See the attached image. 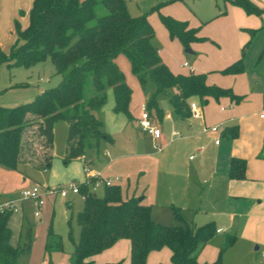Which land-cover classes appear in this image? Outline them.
<instances>
[{"label":"trees","instance_id":"16d2710c","mask_svg":"<svg viewBox=\"0 0 264 264\" xmlns=\"http://www.w3.org/2000/svg\"><path fill=\"white\" fill-rule=\"evenodd\" d=\"M230 2L247 14L263 13L250 0ZM159 18L169 37L177 39L184 48L203 39L185 21L165 15ZM15 26L16 43L8 55L0 50V63H6L10 70L30 69L49 60L61 78L30 101L0 105V166L7 169L24 163L39 170L50 168L53 127L59 119L66 121L68 127L66 161L85 155L87 150L97 151L101 141L110 140L103 121L95 113L101 110L107 91L111 90L113 112L130 117L132 90L115 62L120 54L127 57L141 86L153 85L146 103L150 114L152 109L160 111V97H165L173 112L182 118L190 116L188 103L193 98L201 104L221 96L235 102L241 98L230 89L207 84L204 73H173L152 43L155 32L147 15L131 16L125 0H32L28 25L22 28L15 22ZM242 71V57L223 69L224 73ZM10 77L12 80V73ZM25 85L28 82H10V87ZM244 170L245 161L233 157L228 175L240 179ZM80 193L84 195L82 209L76 216L80 235L70 264H95L91 257L119 239L130 241V264H146L147 255L163 247L171 251V264H198L194 252L217 231L212 221L200 226L189 223L175 206L171 207L172 223L158 222L140 196L123 198L117 184L105 186L103 195L98 196L82 183ZM11 215L8 211L0 213V264H18L30 252L29 228L22 246L11 245ZM233 242V237L226 236L217 258L202 264H221L224 250ZM44 249L48 255L62 250L60 237L51 230Z\"/></svg>","mask_w":264,"mask_h":264},{"label":"crops","instance_id":"0c3cea01","mask_svg":"<svg viewBox=\"0 0 264 264\" xmlns=\"http://www.w3.org/2000/svg\"><path fill=\"white\" fill-rule=\"evenodd\" d=\"M225 1L224 10H219L214 19L224 22V27L236 36L233 50L218 56L221 59L217 62L200 63L195 60L190 65L184 60L178 63V69H173L168 61H162L173 73H204L207 84L230 89L241 97L240 100L235 102L228 96H221L208 98L206 104H201L193 98L190 101L198 102L203 112L202 119H195L175 114L164 97L167 109L164 111L158 103L160 111L151 110L153 122L162 130L157 141L163 146L161 151H156L154 141L140 130L138 112L133 110L130 101V117L115 113L107 118L108 126L103 121V129L110 140L101 141L97 151L87 150L85 155L72 160L75 165L83 167V183L91 174L103 179L125 178L122 197L142 196L143 203L150 206L154 220H161L155 217V206L161 203L169 205L170 223L172 206L179 208L184 218L195 226L214 222L215 235L194 252L198 264L213 262L226 236L233 237L234 242L224 250L221 264H264L261 257L264 250V116L261 117L264 113V70H259V75L254 76L246 73L244 49L239 52L250 36L264 32V0H250L262 9L261 15L247 14L231 0ZM31 5L32 0H0V14L5 10L23 12ZM158 51L161 55L162 51ZM218 51L213 52L217 54ZM240 57L243 60L242 72H223ZM184 62L188 66H184ZM42 89L44 87H39L40 91ZM204 124L222 126L218 144L214 143L211 133L202 131ZM172 131H178L181 136L174 138ZM118 140L129 149L113 154L107 146L114 150ZM233 157L245 161L243 178L228 175ZM84 167L90 170L89 174ZM0 170L7 173L12 169L0 166ZM13 197L0 194V200ZM11 216L23 220L22 207ZM9 226L11 228L10 219ZM12 239L13 235L11 245L17 246ZM91 259L95 264L118 263L120 260L124 261L123 264H130V241L119 239ZM49 261L53 263L51 258ZM146 264H171V251L167 247L151 251Z\"/></svg>","mask_w":264,"mask_h":264},{"label":"rangeland","instance_id":"374dc122","mask_svg":"<svg viewBox=\"0 0 264 264\" xmlns=\"http://www.w3.org/2000/svg\"><path fill=\"white\" fill-rule=\"evenodd\" d=\"M125 2L127 11L131 16L147 15L155 32L152 43L158 50L162 51L161 55L158 53L161 59L168 61L173 69H178L180 67L178 63L184 60L190 65L195 60L200 63L217 62L221 59L219 58L221 54L225 55L233 50L236 36L224 27V22L214 19L219 10H224V6L227 4L225 0H125ZM29 10L30 6L23 12L17 10L16 13H13L5 10L0 14V49L3 53L8 55L12 45L16 43L15 22H18L22 28L28 25ZM160 15L185 21L190 27L197 29V36L203 39L190 44L189 49L192 53L186 52V48L182 47L178 40L169 37L160 21ZM249 40L251 41L248 42ZM249 40L242 44L239 52L242 48L244 49L246 73L253 76L259 75L257 72L261 69L264 70V32L257 33L253 37L250 36ZM216 49L219 50L217 54L213 52ZM116 64L124 74L127 85L132 90L131 103L133 110L136 109L138 112L139 119L140 105L148 103L154 90L153 85L150 83L145 87L140 85L136 76L131 72L130 63L124 54L116 57ZM11 73L13 75L12 80ZM39 77L41 78L39 79ZM60 78L61 76L55 73L49 60L38 63L30 69L19 67L11 70L6 63L2 62L0 63V105L13 106L30 101L40 92L39 87H44V89L52 87L58 83ZM10 80L12 82H28V85L10 87L8 86ZM112 101V93L108 90L103 107L95 113L107 126L109 125L107 118L115 114L111 109L114 103ZM158 103L164 111L167 109V101L164 97H160ZM133 115L135 116V113ZM120 116L124 115L120 114ZM133 128H135L134 123ZM53 131L54 153L50 168L39 170L24 163L20 164L18 169H12L7 173L0 170L1 195L18 197L23 190L31 188L33 185H39L44 190L46 187L54 188L61 184L74 183L80 185L85 181L83 167L75 165L72 159L69 160V163H66L65 160V141L68 132L66 121L62 119L55 121ZM118 139L121 140L122 138L119 137ZM119 140L114 150L111 149L110 145H106L111 153H121L129 149L126 146L124 147V144ZM91 166L89 165L90 168ZM126 181L125 178H120L117 183L121 188V192L125 191L123 187H125ZM103 192L104 187L101 186L95 193L102 196ZM17 205L19 208L22 207L24 218L21 220L19 217L11 216L12 240L15 244L22 246L25 243L28 228L31 237L30 252L21 257L18 264H49L50 258L52 264H70L74 244L78 241L80 235L76 216L83 206L82 197L71 192L68 193L66 198H61L59 194H47L39 217L34 216L31 201L20 200ZM168 210V204H157L155 206V217L161 220L156 221L170 224ZM49 230L60 237L62 250L53 252L50 256L46 254L44 257V242ZM123 262V260H120L118 263L123 264Z\"/></svg>","mask_w":264,"mask_h":264},{"label":"built area","instance_id":"2783aa9c","mask_svg":"<svg viewBox=\"0 0 264 264\" xmlns=\"http://www.w3.org/2000/svg\"><path fill=\"white\" fill-rule=\"evenodd\" d=\"M159 53V51H158ZM184 66H188L186 62L183 63ZM140 115L138 119V125L140 130L149 136L154 141V148L156 151H161L163 146L157 141L162 136L161 128L153 122V117L147 109L146 103L140 105ZM188 109L190 112V117L195 119H202L203 112L201 105L196 101H189ZM264 116V113L261 114V117ZM222 126L220 124L206 125L202 126V131L205 133H211L213 135L214 143L218 144L220 142V134L222 132ZM172 136L174 138L180 137L181 134L178 131H172ZM193 157V156H190ZM84 170L87 174L90 173V170L87 167H84ZM93 179V182H90V179ZM120 181L118 177L115 178H99L96 174L88 175L86 184L90 186V190L96 192L101 186H112L117 184ZM79 194L84 198V195L80 193V185L74 183H69L68 185H58L54 188L46 187L42 190L39 185H33L31 188L23 190L18 197L8 198L6 200H0V213L8 212H17L19 207L17 203L20 200H29L33 205V214L34 216L40 215L41 207L45 201V195L59 194L61 197H67L68 193ZM261 257L264 258V250L261 251Z\"/></svg>","mask_w":264,"mask_h":264},{"label":"water","instance_id":"95a60500","mask_svg":"<svg viewBox=\"0 0 264 264\" xmlns=\"http://www.w3.org/2000/svg\"><path fill=\"white\" fill-rule=\"evenodd\" d=\"M185 51H186V52H191V50H190L189 48H186V49H185ZM139 199H140V200H142V199H143V197H142V196H140V197H139Z\"/></svg>","mask_w":264,"mask_h":264}]
</instances>
